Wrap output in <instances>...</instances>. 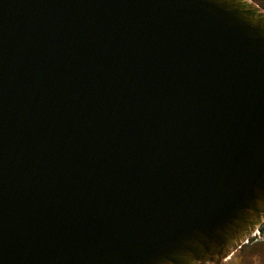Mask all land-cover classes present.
I'll list each match as a JSON object with an SVG mask.
<instances>
[{
  "label": "water",
  "instance_id": "obj_1",
  "mask_svg": "<svg viewBox=\"0 0 264 264\" xmlns=\"http://www.w3.org/2000/svg\"><path fill=\"white\" fill-rule=\"evenodd\" d=\"M263 221L261 10L0 0V264H222Z\"/></svg>",
  "mask_w": 264,
  "mask_h": 264
},
{
  "label": "flooded vegetation",
  "instance_id": "obj_2",
  "mask_svg": "<svg viewBox=\"0 0 264 264\" xmlns=\"http://www.w3.org/2000/svg\"><path fill=\"white\" fill-rule=\"evenodd\" d=\"M264 13V0H249ZM263 229V227L261 228ZM222 264H264V229Z\"/></svg>",
  "mask_w": 264,
  "mask_h": 264
},
{
  "label": "built area",
  "instance_id": "obj_3",
  "mask_svg": "<svg viewBox=\"0 0 264 264\" xmlns=\"http://www.w3.org/2000/svg\"><path fill=\"white\" fill-rule=\"evenodd\" d=\"M258 234V233H257Z\"/></svg>",
  "mask_w": 264,
  "mask_h": 264
}]
</instances>
